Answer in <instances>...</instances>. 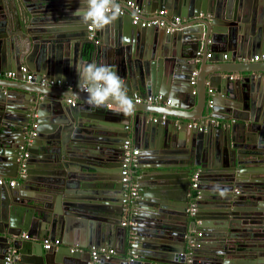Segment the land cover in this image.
<instances>
[{
	"label": "water",
	"instance_id": "1",
	"mask_svg": "<svg viewBox=\"0 0 264 264\" xmlns=\"http://www.w3.org/2000/svg\"><path fill=\"white\" fill-rule=\"evenodd\" d=\"M127 1L183 22L144 28L126 9L89 39L80 0H0V72L15 74L0 80V176L17 180L0 185V264L11 248L18 264H89L91 248L114 250L103 264H264V0ZM81 62L114 66L131 115L40 86L77 91ZM127 140L138 199L124 207Z\"/></svg>",
	"mask_w": 264,
	"mask_h": 264
},
{
	"label": "clouds",
	"instance_id": "2",
	"mask_svg": "<svg viewBox=\"0 0 264 264\" xmlns=\"http://www.w3.org/2000/svg\"><path fill=\"white\" fill-rule=\"evenodd\" d=\"M120 10L117 0H80V6L73 16L83 25L103 30L118 18ZM75 70L78 74L77 91L67 92L64 96L73 101L79 99V92H84L87 96L86 103L92 108L110 107L124 115L133 113V100L128 96L125 82L114 66L81 62Z\"/></svg>",
	"mask_w": 264,
	"mask_h": 264
},
{
	"label": "built area",
	"instance_id": "3",
	"mask_svg": "<svg viewBox=\"0 0 264 264\" xmlns=\"http://www.w3.org/2000/svg\"><path fill=\"white\" fill-rule=\"evenodd\" d=\"M120 15L125 14L127 11L126 9H131L134 13V17H133V21L132 23L134 25H140L141 27L144 28H149V27H154V26H158V27H165L166 24L163 22L162 19H160L162 16H164L166 14V10H160L157 12V16H155L152 19H141L140 16L138 15L140 13V10L138 8V6H136L134 4V2L132 1H127L126 3L120 4ZM181 21V19L179 17H175L174 22L176 24H179ZM88 32H89V39H95V29L88 26L87 27ZM167 31H170V29L168 28ZM209 57V55H208ZM255 61H264V55H260V56H255L253 58ZM25 79L27 81H31L33 79L32 74L28 73L26 71L25 68H23V71ZM3 73H0V77L3 76ZM194 74V73H193ZM5 76L7 77H15V74L13 72H8V73H4ZM193 82V81H192ZM60 81H57V84H60ZM40 84L42 86L45 85H55L54 81H47L45 79L41 80ZM84 93V92H82ZM86 94V93H85ZM134 101L135 103L138 104H164V105H169L170 104V100H166L164 99V97L162 95H149L146 96L145 98L139 96V95H135L134 96ZM67 103L69 104H73V101L71 99H67ZM211 102L210 100H208L207 102V107L211 108ZM166 117H162V119H165ZM154 121H156V119H154ZM213 123H215L216 126H218L220 123L218 121H214L212 120ZM191 125H196V124H191ZM197 126V125H196ZM36 125H33V128H35ZM199 128V130H203V125H198L197 126ZM30 140L28 141V143L24 146H21V150H24L28 145H29ZM123 149H124V153H123V163H122V172H121V182L124 186V189L126 191L124 197H123V205L124 207H127L128 205L132 204L136 199H138V193L136 191V183L135 181H133L131 179V167L132 164L133 166H135V162H136V157L139 154V150L138 149H133L132 148V144L129 140L125 141L124 145H123ZM24 157H27V154H24ZM22 169H24V164H22ZM21 179L24 178V170H22L21 173ZM195 177L193 178V184H192V188L196 187V183H195ZM3 183H8V185L10 187H15L17 181L15 180H9V181H5L3 179H0V185H2ZM236 193H238V191L236 190ZM194 212V208L192 207L189 210V213L193 214ZM122 225H125V220L122 223ZM21 239L23 240H27L28 236L26 235V233H23L21 235ZM60 245V240L55 239L53 241H51L50 239H44L42 241V247L46 250L51 249L52 246H59ZM73 250H79L80 252H83L82 249H75L73 248ZM72 250V251H73ZM115 255V252L113 249H95V248H91L90 250V262L89 264H103V261L108 260L111 256ZM19 261V255L17 254L16 250H14L13 248H11L10 250L7 251L5 257H4V264H18ZM189 262V261H188Z\"/></svg>",
	"mask_w": 264,
	"mask_h": 264
},
{
	"label": "crops",
	"instance_id": "4",
	"mask_svg": "<svg viewBox=\"0 0 264 264\" xmlns=\"http://www.w3.org/2000/svg\"><path fill=\"white\" fill-rule=\"evenodd\" d=\"M119 4H123V2L122 3H119ZM128 10H130V12H132V13H134L131 9H128ZM160 10H166L165 8H160ZM160 10H157L156 12H154V13H152V14H145L144 12H140L139 14H140V16H141V18L142 19H152V18H154L155 16H157V12L158 11H160ZM131 13V14H132ZM166 14H167V10H166ZM166 14L164 15V16H162L160 19H162L163 20V22L166 24V27H167V24H169L170 25V27H168L170 30L172 29V27H171V25H175L176 23L174 22V19H175V17H178V16H173V17H170V21H168V19L166 18ZM181 22H183V20L181 19V21H180V23L179 24H176V25H180L181 24ZM97 33H98V30L97 29H95V36L97 35ZM226 61V60H225ZM237 62H239V63H241L242 62V60H240V59H237L236 60ZM252 62H262V61H255L254 59L253 60H251ZM3 74V76H1L0 77V80H14L15 79V77H7V76H5L4 75V73H8V72H2ZM232 76H234V74H232ZM237 77V76H236ZM23 80H24V82L25 83H28L29 81H27L26 79H25V77H23ZM40 86H42L41 84H40ZM45 86H47V87H49V90H54V91H56V92H60V93H71V91H69L68 89H69V87H61V85L60 84H57V85H45ZM71 89V88H70ZM208 92H209V90H208ZM81 93L82 92H80V96L82 97V96H84V99L85 98H87V96L86 95H81ZM67 99H70V98H66L65 99V101L67 102ZM207 102H208V98H207ZM143 104H145V103H143ZM198 103L197 102H195V105H193V107H191L189 110L190 111H186V112H188L189 114H192V113H194V115L196 114V112H197V109H198V105H197ZM148 105H156V104H148ZM159 105H163V106H165V107H168L169 105H164V104H159ZM206 106H207V103H206ZM192 110V111H191ZM186 112H185V114H186ZM200 114V113H199ZM188 115V114H187ZM206 118H209V116H210V114H207V115H205V114H203ZM165 115H161V116H158V115H151V117H156V118H158V117H160V118H162V117H164ZM166 117V116H165ZM206 118H200V120H195V121H189L190 122V124H196L197 126L198 125H200V123H201V120H203V119H206ZM208 120V119H207ZM207 120H205V121H207ZM218 122L220 123L218 126H220L221 124H222V122H220L219 120H218ZM203 128H204V126H203ZM137 149H139V151H140V148H138L137 147ZM140 153V152H139ZM0 179H3V180H5V181H9V180H15V181H17L15 178H9V179H7V178H5V177H3V176H0ZM214 242L212 241H207V245H210V244H213Z\"/></svg>",
	"mask_w": 264,
	"mask_h": 264
},
{
	"label": "flooded vegetation",
	"instance_id": "5",
	"mask_svg": "<svg viewBox=\"0 0 264 264\" xmlns=\"http://www.w3.org/2000/svg\"><path fill=\"white\" fill-rule=\"evenodd\" d=\"M207 252H209L207 249H206Z\"/></svg>",
	"mask_w": 264,
	"mask_h": 264
}]
</instances>
